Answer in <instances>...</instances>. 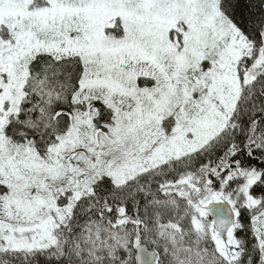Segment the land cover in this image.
Segmentation results:
<instances>
[{
    "label": "snow or ice",
    "instance_id": "1",
    "mask_svg": "<svg viewBox=\"0 0 264 264\" xmlns=\"http://www.w3.org/2000/svg\"><path fill=\"white\" fill-rule=\"evenodd\" d=\"M0 264H264V0H0Z\"/></svg>",
    "mask_w": 264,
    "mask_h": 264
}]
</instances>
